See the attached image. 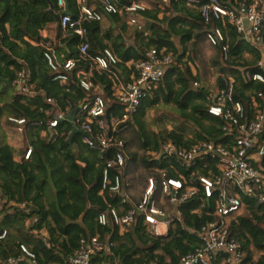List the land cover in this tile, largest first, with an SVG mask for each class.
Returning <instances> with one entry per match:
<instances>
[{"label": "trees", "instance_id": "16d2710c", "mask_svg": "<svg viewBox=\"0 0 264 264\" xmlns=\"http://www.w3.org/2000/svg\"><path fill=\"white\" fill-rule=\"evenodd\" d=\"M130 1L133 0H115V5L122 8ZM219 1L224 5L229 2L231 6L236 0ZM64 2L65 7L61 9L56 0H0V79L9 82L0 81V127H12L7 120L9 117L23 118L27 125L23 133L24 147L18 150L0 135V232H7L0 241V264L21 263L20 245L33 254L35 264H65L81 240L88 241L95 236L107 247L95 252L89 264H179L184 255L197 247L196 232L211 220L212 200H206L199 191L181 204L178 207L181 222L175 221L163 237L148 232L141 216H136L122 234L110 220L104 226L99 225L98 215L108 206L117 208L120 203L119 196L106 191L101 193L105 162L118 149L110 147L103 152L89 149L83 142L88 135L77 128L76 118L74 124L67 118L79 106L92 103L100 95L107 101L105 121L108 122L110 117L121 119L122 107L112 97V79L105 72H91L92 88L89 91L79 87L75 76L80 68L88 70L89 59L101 55L103 50H110L119 59L120 63L112 70L124 82L130 80L131 74L126 64L143 60L148 50L171 53L173 61L157 87L141 100L128 120L116 127L115 136L125 141V163H138L157 178L216 174L214 162L205 160L186 167L174 157H160L166 143L188 149L197 142H213L230 149L237 134L233 131L226 135L222 131L225 123L207 114L212 102L210 92L203 87L193 89L192 84L199 83V78L192 77L186 63H182L186 48H183V54H178L175 48L173 38L176 36L179 44L191 38V33L183 27L185 16L190 15L186 3L184 0H167L162 5L164 10L179 13L170 19H158L159 4L139 13L133 23L128 22L125 14L108 15L115 29L103 33L99 22L85 23L89 59L80 60L77 51L80 39L75 35L61 38L56 22V16L65 13L72 17L78 15L76 0ZM138 16L147 22V26L138 25ZM192 17L191 24L198 31L195 47L205 40L209 29L219 28L223 33L225 41L214 47L216 57L211 63L217 72L215 88L216 91L222 89L225 78L231 77L233 98L243 106V119L251 121L256 110L253 102L259 104L258 94L264 92V83L251 79L254 74L264 78V72L256 65L258 51L226 21L211 20L205 24L197 10ZM41 31H46L45 39L40 37ZM261 32L264 35V23ZM224 46L227 47L225 59L221 50ZM47 47L52 48L59 63L68 59L76 62L74 71L63 84L53 81L54 72L43 57ZM244 52L253 56L252 63L243 59ZM19 73L24 75L25 93L14 84ZM160 107H169L173 113L172 128L148 130L144 119L147 112L157 111ZM57 113L64 114L65 119L58 122L54 134L49 136L47 124ZM34 124L37 126H32ZM92 128V134H95L97 127ZM135 144L142 156L128 151ZM27 147H31V154L24 160ZM20 153V160L15 161V155ZM121 172L114 167L110 176ZM126 172L127 166L123 177ZM242 202V212L231 220L228 229L229 237L239 243L242 252L238 264H264V203L253 197H243ZM26 220L31 223L24 228ZM9 227L13 234L8 231ZM41 232L46 236L43 237ZM255 253L262 255L254 259ZM218 257L222 260L226 255Z\"/></svg>", "mask_w": 264, "mask_h": 264}, {"label": "built area", "instance_id": "2783aa9c", "mask_svg": "<svg viewBox=\"0 0 264 264\" xmlns=\"http://www.w3.org/2000/svg\"><path fill=\"white\" fill-rule=\"evenodd\" d=\"M78 1V15L72 17L65 13L59 17L58 24L61 38L75 35L80 39L77 46L80 60L89 59L87 53L89 44L83 27L85 23H101L108 15L124 14L128 16V22L133 23L139 13L147 10V5L138 0L130 1L122 8L116 7L115 0H93L97 4L96 9L85 5L84 0ZM155 1L160 4L167 2ZM184 1L198 10L205 24L211 20H220L232 25L236 33L258 51L259 59L256 65L264 72V35L261 32L264 23V0H236L231 6L229 2L224 5L219 0ZM56 5L64 9L65 2L56 0ZM224 41L225 37L219 28L209 29L205 34V42L212 48L220 46ZM221 50L225 59L227 47L224 46ZM43 57L49 69L54 72L53 81L60 84L67 81L68 75L76 67L73 59L59 63L50 47H47ZM89 61L88 70L80 68L75 72L79 87L89 91L92 88L91 72H105L112 79V97L122 107L120 120L110 117L106 122L104 116L107 101L98 95L92 103L77 108L71 123L74 124L76 118L77 128L88 135L83 142L89 149L99 152L110 147L118 149L112 158L105 162L101 193L106 191L119 196L120 203L117 208L108 206L105 212L100 213L97 217L98 224L104 226L107 220H110L122 234L136 216H141L148 232L156 237H163L167 235L175 221L181 222L178 207L200 191L206 200H212V218L196 232L197 247L184 255L179 264H213L220 254L226 255L225 262L232 261L238 264L242 252L239 243L229 237L230 222L242 212L243 197H253L259 203H264V92L258 94L259 104L253 102L256 109L253 119L245 121L243 106L233 98V79L225 78L224 87L210 97L212 102L207 108V114L225 123L222 131L226 135L233 134V131L237 133L230 149L213 142H197L188 149L166 143L160 153L165 159L176 158L186 167H193L205 160L214 162L216 174L208 172V176H200L194 173L188 178L180 175L175 179L149 175L145 178L141 195L133 202L126 193L129 187L127 176L123 177L126 169L125 141L115 136L116 127L128 120L138 109L141 100L157 87L173 57L169 53L164 54L155 49L148 50L143 60L126 64L131 70L128 82H124L112 70L120 62L110 50H103L101 55L92 57ZM251 79L264 83V78L260 74L252 75ZM23 81L24 75L19 73L14 84L19 91L25 93L27 88L22 85ZM194 86L198 88L197 83ZM63 119L64 114L57 113L47 124L49 136L54 134L58 122ZM7 120L16 133L25 132L27 128L25 119L9 117ZM94 125L97 129L95 134H92ZM30 154L31 147H27L23 159L27 160ZM114 167L122 172L111 177L110 171ZM6 234L5 230L0 232V241ZM106 247L107 245L97 236L88 241L81 240L78 249L65 264H89L91 256ZM19 249L23 259L35 264L33 254L24 245H20Z\"/></svg>", "mask_w": 264, "mask_h": 264}, {"label": "crops", "instance_id": "0c3cea01", "mask_svg": "<svg viewBox=\"0 0 264 264\" xmlns=\"http://www.w3.org/2000/svg\"><path fill=\"white\" fill-rule=\"evenodd\" d=\"M138 1H141L142 3L146 4L147 10H151L157 4L161 5L160 6L161 13L158 14V16H157L158 19H162L163 17L170 19L171 17H175V16L179 15V13H177V12L175 13V10H164V7L162 6L164 4H160L155 0H138ZM76 4H77V6L79 5L78 0H76ZM84 4L89 6V7H93L95 9L97 8V4L93 0H84ZM185 7L188 9V13L190 15L185 16L186 23L183 27L186 31H189L191 33V38L188 41H186L184 44H181V43L179 44V38L176 36V38H173V42L175 44L176 50L178 51V54H183V48H186V51L183 54L184 58L182 59V63H184V62L186 63V66L189 68V72H190L192 77L198 76V78H199V83H197L198 87L206 88L210 92V97H213L217 92L216 88H215L216 87L215 83H216V76H217L216 73L217 72H216V69L214 67H212V65L208 66V70L210 72L215 71V75H214V79L205 81L203 76L201 75L200 71L195 69V53L197 51V48L200 47L202 44H206V42L203 39V41L199 42L197 44V46L195 47V35L198 33V31H196L195 28H193L191 23L193 21L192 15L195 14V11L197 9H195L194 7L187 5V4H185ZM137 22H138V25L147 26V22L143 18H141L140 16L137 17ZM100 26H101V30H102L101 33L108 31L109 29H112V31L115 29V27L111 25L110 18L108 16L103 18L102 22L100 23ZM189 29H191V30H189ZM113 33H115V32H113ZM39 35L42 39H45L47 37L46 31H41ZM181 37H183V36H181ZM30 43L32 45H35V43H33V42H30ZM169 54H171V53H169ZM208 54L211 55V57H209V59H208V60H210V58H213L215 56V49H213L211 47L210 51H208ZM243 59L248 63H252L254 61L253 56L248 52L243 53ZM198 67L199 66L197 65L196 68L199 69ZM194 84L195 83L192 84V87L195 90ZM17 134H19V133L14 132V129L12 127L11 128H7L4 126L0 127V135H2L5 138L6 143L18 150L21 147H24V143H23V137L24 136H23V134H19V136L21 137V139H20V137H18ZM125 151H126L125 153H127L126 148H125ZM128 151H129V148H128ZM21 156H22V153H20L19 155L18 154L15 155L14 160L19 161ZM129 164L130 163H128V162L126 163L127 171H129V169H128ZM126 176H127L128 182H130L129 180L132 181V178L130 179V177H129V173L126 172ZM129 191H130V187H128V190L126 193H127L128 197L131 198L129 196ZM133 202H136V201H133ZM30 223H31V221L26 220L23 223V227L24 228L29 227ZM8 231L13 234V229H11L10 227L8 228ZM41 235L43 237L46 236L45 232H41ZM197 242H198V239H197ZM260 255H262V254L255 253L254 259L259 257ZM218 259H219V257H217V259L213 262V264H235L232 261L227 263V262H225L224 259H222V260H218ZM19 264H31V263L29 261L26 262L24 259H22V262Z\"/></svg>", "mask_w": 264, "mask_h": 264}, {"label": "rangeland", "instance_id": "374dc122", "mask_svg": "<svg viewBox=\"0 0 264 264\" xmlns=\"http://www.w3.org/2000/svg\"><path fill=\"white\" fill-rule=\"evenodd\" d=\"M210 48L211 47L207 43L202 44L197 48V51L195 53V69L200 71L205 81L214 79L215 75V71L210 72L208 70V66H211V62L215 60L216 57L215 52V56L208 60L209 57H211V55L208 54ZM197 65L199 66V69L196 68ZM172 114L173 113H171L169 107H160V109L157 111L155 109L149 110L144 118L147 124V129H158L159 131L170 130L174 123V118L173 120L171 119L173 117ZM156 118H158V120H155ZM17 136L20 137L19 134H17ZM129 151L131 153H136L138 156H142V151H138V144L130 146ZM128 169L129 171H127V173H129L130 179L132 178V181L129 180V196L131 197L130 199L132 201H137L144 189L145 178L150 174L147 173L143 167L138 165V163L136 164L134 162L129 164Z\"/></svg>", "mask_w": 264, "mask_h": 264}, {"label": "water", "instance_id": "95a60500", "mask_svg": "<svg viewBox=\"0 0 264 264\" xmlns=\"http://www.w3.org/2000/svg\"><path fill=\"white\" fill-rule=\"evenodd\" d=\"M58 20H59V17L58 16H56V22H58ZM0 81H2L1 79H0ZM2 82H4V81H2ZM4 83H9L8 81H6V82H4ZM76 111H77V109H75L72 113H71V115L67 118V120L70 122V123H72L73 122V115L76 113ZM73 130H74V132H76V129H75V127L73 128ZM162 155H160V157H161Z\"/></svg>", "mask_w": 264, "mask_h": 264}]
</instances>
